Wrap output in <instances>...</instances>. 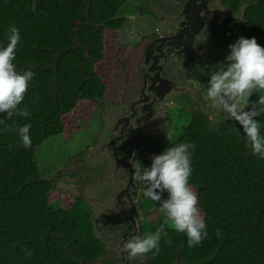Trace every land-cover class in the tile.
<instances>
[{
	"label": "trees",
	"instance_id": "16d2710c",
	"mask_svg": "<svg viewBox=\"0 0 264 264\" xmlns=\"http://www.w3.org/2000/svg\"><path fill=\"white\" fill-rule=\"evenodd\" d=\"M226 1L234 9L247 2L242 26L264 39V0ZM34 2L37 9L32 12ZM128 3L0 0V45H7L11 25L19 27L17 70L35 73L25 99L30 116L8 121L31 124V148L17 146L19 137L0 125V264H111L101 259L105 245L94 235L91 210L83 198L77 197L67 208L51 203L60 178L43 179L36 151L48 139L66 134L64 118L82 103L97 105L110 93L111 83L99 67L110 57L109 34L118 33L126 23L123 9ZM128 67L125 62L121 96L129 83ZM177 115L184 121L175 127L177 137H158L150 143L151 151L160 155L182 142L195 145L190 150V183L198 194L208 236L190 248L184 234L168 229L160 254H148V264H264V158L252 153L242 127L232 120L213 121L190 109ZM257 120L264 134V116ZM142 206L161 207L145 196ZM164 219L146 223L143 232L155 231ZM217 229L222 230L220 238ZM24 248L32 251L31 257Z\"/></svg>",
	"mask_w": 264,
	"mask_h": 264
},
{
	"label": "flooded vegetation",
	"instance_id": "af4514ba",
	"mask_svg": "<svg viewBox=\"0 0 264 264\" xmlns=\"http://www.w3.org/2000/svg\"><path fill=\"white\" fill-rule=\"evenodd\" d=\"M246 6L247 2L243 1L234 9L226 0H160L151 11L143 10L145 14L151 13L158 26L152 24L154 29L131 48L132 62L127 63L129 83L116 106V113H120L113 122L111 120L106 142L96 150L103 157H109L114 166L107 186L112 192L109 196L107 192L102 193L105 211L98 214L95 222L91 211L94 235L105 245L106 253L101 258L104 262L149 263L148 255L130 262L127 253L121 251L129 237L145 234L144 225L153 220L144 222V217L160 209L143 208L144 195L140 194L141 183L133 179L134 172L151 166L153 154L150 143L160 136L167 137L163 129L168 127L170 111L174 116L176 110L178 113L184 109L199 111L203 107L199 106L201 92L189 82L188 73L201 64L220 38L225 37L224 33L230 34V27L225 25L242 26ZM170 98L171 102L179 103L180 109L167 107V112V100ZM99 102L98 108L105 99ZM93 152L87 154L88 161ZM76 161L72 165L74 170L83 164L82 161L76 164ZM75 176L78 178L75 173L70 177ZM139 196H142L141 201L137 203ZM93 202L100 203V198ZM108 227L116 228L117 232H105ZM97 230L108 241L97 237ZM105 243L114 246H110L108 251Z\"/></svg>",
	"mask_w": 264,
	"mask_h": 264
},
{
	"label": "clouds",
	"instance_id": "9594fccd",
	"mask_svg": "<svg viewBox=\"0 0 264 264\" xmlns=\"http://www.w3.org/2000/svg\"><path fill=\"white\" fill-rule=\"evenodd\" d=\"M36 9L34 2L31 11ZM5 38L7 45H0V113L5 114V118L0 119V125L4 132H12L19 137L17 146L30 149L31 124L19 126L8 121L14 117L30 116L25 99L35 73L32 70H17L15 62L21 43L19 27L11 25ZM229 49L226 60L217 65L210 75L206 98L212 108L242 127L247 146L254 155L264 158V134L261 122L257 120V117L264 116V47L254 37L248 39L241 36L229 45ZM256 93H259L258 100L248 106L250 98ZM194 149L195 145L188 142L167 147L162 154L151 157L150 167L134 172V181L145 187L143 195L161 205L160 211L165 219L155 231L127 239L121 251L127 253L130 262L142 260L150 253L158 256L161 240L167 236L168 229L184 234L190 248L202 244L207 238V225L199 207L198 194L190 183L193 172L190 150ZM215 234L220 238L222 230L217 229ZM22 251L28 257L33 254L27 248Z\"/></svg>",
	"mask_w": 264,
	"mask_h": 264
},
{
	"label": "rangeland",
	"instance_id": "374dc122",
	"mask_svg": "<svg viewBox=\"0 0 264 264\" xmlns=\"http://www.w3.org/2000/svg\"><path fill=\"white\" fill-rule=\"evenodd\" d=\"M152 1L154 0H129L128 5L123 9L126 17L124 27L118 33L109 34L108 50L110 57L105 64L99 67L101 73L111 83V90L105 98V103L100 108H98V104L82 103L76 112L64 118L68 124L66 134L48 139L36 151L37 165L43 179L54 180L60 178L57 189L51 193V203L59 202L62 207L67 208L73 204L77 197H82L90 205L92 214L94 213V222L97 220L98 214L105 211V206L102 204V193L107 192L109 196L112 192L107 186L110 182V173L114 168L110 158L103 157V154L96 150L106 142L109 128L112 125L111 120L113 122L120 113H116L118 111L116 106L123 91V64L132 62V59H130L132 56L130 53L131 48L140 42L155 26H158L155 19L151 17V13L141 12L148 9L151 11L152 6L160 0H155L153 3ZM157 5L161 6V3H157ZM152 24H155V26H152ZM226 26L230 27L228 32L230 34L224 33L225 37L220 38L217 45L210 50L201 64L188 73L189 82L193 83V86L201 92L199 106L202 105L203 107H200L199 111L205 113L213 121L228 119L226 114L210 106L206 93L210 75L215 71L217 65L226 60V56L230 52L229 45L234 44L239 37L243 36L248 39L254 37L258 44L264 47V39L250 33L242 26L237 27L235 24ZM171 101V98L167 100L166 108L169 107L170 110L180 109L181 106L178 102ZM177 114H179L178 110L173 112L174 116H171V111L169 112L168 127L165 126L166 128L163 129L165 135L169 138L177 137L174 134L175 126L180 127L181 123L184 122L178 118ZM92 151L94 152L90 155L91 159L88 161L89 155L87 154ZM75 161L76 164L81 161L83 164L74 170L72 165ZM73 170L79 179L76 176L70 177L74 174L72 173ZM140 186V194H143L145 187L143 184ZM141 197L139 196L137 203L141 201ZM97 198H100V203L93 202ZM151 213L144 217V222L165 218L160 209H155ZM202 215L204 216L203 213ZM104 231L115 234L117 229L108 227ZM102 236L103 233L97 230V237L108 241L105 238L106 236ZM105 244L108 251H110V246H114Z\"/></svg>",
	"mask_w": 264,
	"mask_h": 264
}]
</instances>
